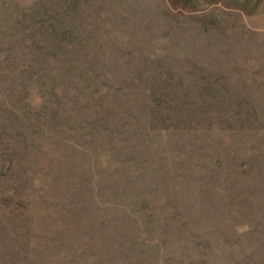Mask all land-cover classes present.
I'll return each instance as SVG.
<instances>
[{
	"label": "rangeland",
	"instance_id": "obj_1",
	"mask_svg": "<svg viewBox=\"0 0 264 264\" xmlns=\"http://www.w3.org/2000/svg\"><path fill=\"white\" fill-rule=\"evenodd\" d=\"M0 264H264V0H0Z\"/></svg>",
	"mask_w": 264,
	"mask_h": 264
}]
</instances>
